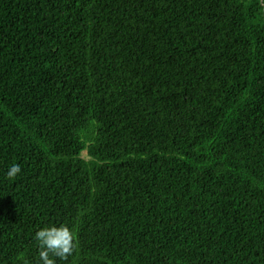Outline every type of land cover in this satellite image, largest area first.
I'll list each match as a JSON object with an SVG mask.
<instances>
[{
	"label": "trees",
	"instance_id": "1",
	"mask_svg": "<svg viewBox=\"0 0 264 264\" xmlns=\"http://www.w3.org/2000/svg\"><path fill=\"white\" fill-rule=\"evenodd\" d=\"M51 225L67 264H264V0H0V264Z\"/></svg>",
	"mask_w": 264,
	"mask_h": 264
},
{
	"label": "clouds",
	"instance_id": "2",
	"mask_svg": "<svg viewBox=\"0 0 264 264\" xmlns=\"http://www.w3.org/2000/svg\"><path fill=\"white\" fill-rule=\"evenodd\" d=\"M22 173L19 163H14L7 169L5 177L8 181L18 179ZM34 239L38 244V260L36 264H57V260L67 264L70 256L73 255L76 244L75 234L66 225H51L40 228Z\"/></svg>",
	"mask_w": 264,
	"mask_h": 264
},
{
	"label": "rangeland",
	"instance_id": "3",
	"mask_svg": "<svg viewBox=\"0 0 264 264\" xmlns=\"http://www.w3.org/2000/svg\"><path fill=\"white\" fill-rule=\"evenodd\" d=\"M82 156H84L85 158H88L85 152L82 154Z\"/></svg>",
	"mask_w": 264,
	"mask_h": 264
}]
</instances>
